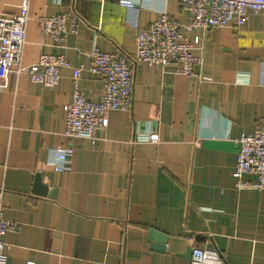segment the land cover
Instances as JSON below:
<instances>
[{
  "label": "crops",
  "instance_id": "crops-1",
  "mask_svg": "<svg viewBox=\"0 0 264 264\" xmlns=\"http://www.w3.org/2000/svg\"><path fill=\"white\" fill-rule=\"evenodd\" d=\"M22 0H0V16ZM137 13L119 0H29L22 65L63 55L68 67L57 87L9 76L0 92V202L18 229L4 237L6 264H188V247L216 250L226 264H264V189L235 187L238 140L264 118V15L240 26L205 30L193 54L196 76L177 66H133L130 111H112L97 140L63 135L62 107L73 90L71 67L83 65L81 94L97 102L103 81L87 71L93 48L135 54L140 28L161 14L186 25L189 12L174 0H137ZM75 12L78 32L54 47L34 22ZM155 132L158 143L137 141ZM73 149L70 170L50 166L54 149ZM36 175L45 196L33 193ZM244 181L256 183L252 175ZM166 235L165 251L150 249L149 230Z\"/></svg>",
  "mask_w": 264,
  "mask_h": 264
},
{
  "label": "built area",
  "instance_id": "built-area-1",
  "mask_svg": "<svg viewBox=\"0 0 264 264\" xmlns=\"http://www.w3.org/2000/svg\"><path fill=\"white\" fill-rule=\"evenodd\" d=\"M182 10L190 13L191 20L182 25L161 14L160 17L140 28L134 19L136 31L135 54L131 60L123 53H103L93 48L88 54L87 71L93 77L102 79L103 92L97 102L88 101L79 91L78 81L83 65L71 67L73 90L69 101L62 107L64 114L63 135L74 141L78 139L94 143L97 133L108 126V114L112 111L127 112L132 108L134 95L133 66L147 65L154 69L177 66L178 72L186 78L196 76L194 69L203 65V58L193 54L200 37L184 38L183 32L194 34L203 28L225 27L229 24L240 26L250 13L264 15V0H174ZM127 11L137 13V0H119ZM29 20V0H22L18 13L0 16V92L6 88L9 76L26 75L33 84L53 89L61 80V71L68 67L63 55H41L30 66L22 65V53L26 39V25ZM40 33L50 37L57 48H64L66 37L78 32L80 17L75 12L38 16L34 19ZM158 143L155 132L142 135L137 141ZM238 153L232 177L235 187L242 189H264V118L254 133L243 135L238 140ZM73 149H54L50 166L56 172L70 170L69 158ZM252 175L256 183L243 180ZM17 225L3 217L0 202V264H6L8 247L4 242L7 233L16 231ZM27 264H34L29 262ZM190 264H226L220 253L205 248H192Z\"/></svg>",
  "mask_w": 264,
  "mask_h": 264
},
{
  "label": "water",
  "instance_id": "water-1",
  "mask_svg": "<svg viewBox=\"0 0 264 264\" xmlns=\"http://www.w3.org/2000/svg\"><path fill=\"white\" fill-rule=\"evenodd\" d=\"M45 190H46V187L42 185L40 175H36L33 193L39 196H45L46 194ZM148 241L150 242V249L152 251H156L160 253L165 251V244L167 241L166 235L161 234L160 232L154 229H151L148 232ZM191 254H192V248L188 247L185 253L181 255V257L185 259L188 264H190Z\"/></svg>",
  "mask_w": 264,
  "mask_h": 264
}]
</instances>
